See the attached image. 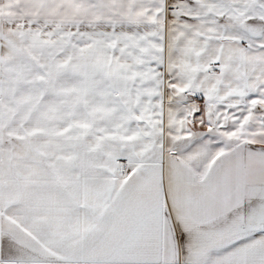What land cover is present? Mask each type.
I'll list each match as a JSON object with an SVG mask.
<instances>
[{
	"label": "snow or ice",
	"instance_id": "snow-or-ice-1",
	"mask_svg": "<svg viewBox=\"0 0 264 264\" xmlns=\"http://www.w3.org/2000/svg\"><path fill=\"white\" fill-rule=\"evenodd\" d=\"M0 264H264V0H0Z\"/></svg>",
	"mask_w": 264,
	"mask_h": 264
}]
</instances>
